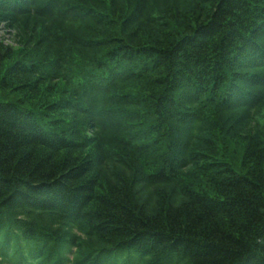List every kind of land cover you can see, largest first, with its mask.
I'll return each instance as SVG.
<instances>
[{"label": "trees", "instance_id": "obj_1", "mask_svg": "<svg viewBox=\"0 0 264 264\" xmlns=\"http://www.w3.org/2000/svg\"><path fill=\"white\" fill-rule=\"evenodd\" d=\"M0 24V264H264V0H0Z\"/></svg>", "mask_w": 264, "mask_h": 264}, {"label": "rangeland", "instance_id": "obj_2", "mask_svg": "<svg viewBox=\"0 0 264 264\" xmlns=\"http://www.w3.org/2000/svg\"><path fill=\"white\" fill-rule=\"evenodd\" d=\"M5 32H6V30L4 29V25L0 24V35L4 36L6 38V42H10L11 35L8 33H5ZM259 121L262 125H264V115L262 116V118ZM234 141H231L230 144L228 145V153H231L234 156L233 161H232L233 165L237 169L247 170L249 167V164H247V166H246V164L243 161V157L240 153L241 143L239 141H235V142ZM250 164L252 166V162ZM245 166H246V168H245Z\"/></svg>", "mask_w": 264, "mask_h": 264}]
</instances>
